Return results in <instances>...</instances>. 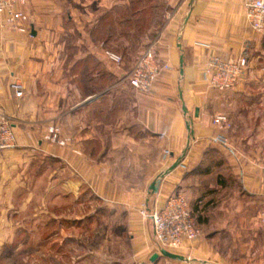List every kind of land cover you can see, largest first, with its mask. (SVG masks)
<instances>
[{
	"label": "crops",
	"instance_id": "1",
	"mask_svg": "<svg viewBox=\"0 0 264 264\" xmlns=\"http://www.w3.org/2000/svg\"><path fill=\"white\" fill-rule=\"evenodd\" d=\"M134 2L26 0L19 8L29 16V32L4 25L0 13V110L17 142L0 151V255L10 236L2 204L16 206L20 190L17 206L24 210L34 183L45 177V208L29 216L32 229L40 216L65 240L74 238L72 225L105 226L110 245L84 248L75 264H264V113L249 112L264 110V101L246 102L250 85L264 95V34L252 30L244 0H164L160 24L142 31H121L127 23L120 24L119 36L105 28L109 15L132 11ZM149 45L169 68L142 92L125 76ZM214 55L248 59L233 90L209 86L204 71ZM221 113L242 137L214 123ZM252 125L255 133L244 137L243 127ZM50 127L70 141H48ZM174 193L190 199L201 231L170 250L184 260L160 253L152 222L141 214L162 208ZM55 205L67 209L54 214ZM12 231L32 233L15 223Z\"/></svg>",
	"mask_w": 264,
	"mask_h": 264
},
{
	"label": "built area",
	"instance_id": "2",
	"mask_svg": "<svg viewBox=\"0 0 264 264\" xmlns=\"http://www.w3.org/2000/svg\"><path fill=\"white\" fill-rule=\"evenodd\" d=\"M24 4L26 0H0V13H5L4 25L20 32H29V16L19 8ZM244 6L252 30L264 34V0H244ZM105 54L117 64L123 62V57L119 53L106 51ZM248 64V59L244 56L224 60L219 55H214L210 57L204 75L210 87L219 91L233 90L239 84ZM167 68L169 65L161 64L153 46L149 45L138 55L125 79L136 90L149 92L160 72ZM214 123L225 129L233 127L229 116L222 113L215 116ZM45 138L60 145H66L70 141L68 137L60 138L59 130L55 127L49 128ZM219 140L230 147L228 138L222 137ZM16 145V135L11 120L0 110V151L12 150ZM259 168L264 175V163ZM141 214L143 218L152 222L154 239L159 249L160 247L167 250L180 249L186 240L194 241L201 233L194 218L190 199L182 193L169 196L162 208L143 209ZM262 224L264 226V211Z\"/></svg>",
	"mask_w": 264,
	"mask_h": 264
},
{
	"label": "rangeland",
	"instance_id": "3",
	"mask_svg": "<svg viewBox=\"0 0 264 264\" xmlns=\"http://www.w3.org/2000/svg\"><path fill=\"white\" fill-rule=\"evenodd\" d=\"M134 4L135 5L132 11L133 12L135 11V13H132V11H128V12L126 11L117 18L115 14H111L105 20V28L110 24L111 27L113 26L114 30H116V34L117 32H120V27H122L121 31H123L122 29H126L129 25L131 27L138 26L139 28L138 27L137 28L140 31H142L143 29L149 27L150 24L153 25L160 24L163 20V15H164L163 11L165 12L168 11V6L164 2V0H136ZM142 8L144 10L142 11L139 10ZM120 24H125V25L119 27ZM139 34L141 33H138L137 35ZM117 36L119 35L117 34ZM118 40L119 39H117V43H120V40L119 41ZM119 45L122 46V43ZM251 77L250 79H254V80L257 79L255 76L253 78ZM250 86L251 88L249 89H251L250 90L251 92L249 91V93H253V94H251L250 96H248V94L246 95V102L257 101L261 98L264 101V95L261 97L257 96L259 90H257V88L255 89L252 88V85ZM261 111L264 113V110H258V111L251 110L249 112L254 114V112L258 113ZM253 124H254V120H253ZM232 129H233L234 137L243 136V134L242 136L241 134H238L239 133L238 126L233 125ZM243 130L245 132L244 137L251 135L256 131L253 125L249 126L248 128L243 127ZM244 140L245 138H242V141H239V143L244 144L243 143ZM250 145L252 144H249V146ZM34 184L35 186H33V190H32L33 201H31L30 204H28V206H26L24 210L20 211L18 209L19 205L17 206V204L21 203L23 199L22 197L23 192L19 193L20 190H18V193L16 194L17 197L14 196L16 197V199H14L16 201L15 203L16 206L13 205L14 202H11V204L7 203L6 205L2 204L1 208H4L3 212H5V215L7 217L6 227L7 230L10 231L8 233L10 234V236L6 238V253L0 255V264H75L77 257L81 255L84 248L88 249V247H91L98 249L99 246L101 247L102 245L103 246L110 245L109 240L106 241L105 239L106 230L104 224L100 228L97 227L96 229H95V225L85 226V227L80 225V228H77L76 227L77 225H72L70 230H68L67 232L71 235H74L73 236L74 238H69L68 240H65L64 235L51 234V233H56L54 230L57 228V226L49 224L47 222V219L41 216L38 218L39 220L37 223L38 229L36 230L32 229L30 226L33 225V223L30 222L29 216L36 214L37 210L39 211L45 208L44 205L43 206L41 205V201L46 197L45 177H43L41 180L40 179L36 180V183ZM55 196H59V195L55 194ZM53 209H54V214H59L61 213V211H65L67 207H62L61 205H55ZM253 211H254L253 208L249 209L250 213ZM73 212L80 213V211H77L76 208L75 210H73ZM84 212L88 213L89 212L88 208H86V211ZM14 223L16 224V227L18 228L21 227L24 231L26 229L27 230L29 229V231H32V233L30 234L22 233L21 237L19 236L13 237L12 228ZM49 234L51 235L48 237ZM66 245H68V248L65 247ZM116 246L118 245L116 244ZM36 251L39 252L36 253Z\"/></svg>",
	"mask_w": 264,
	"mask_h": 264
},
{
	"label": "water",
	"instance_id": "4",
	"mask_svg": "<svg viewBox=\"0 0 264 264\" xmlns=\"http://www.w3.org/2000/svg\"><path fill=\"white\" fill-rule=\"evenodd\" d=\"M190 127V125H189ZM179 161L175 163V165L171 168L174 169L176 166L179 165ZM158 183L159 181H155L152 185H151V189H153L155 192L158 191ZM160 253L166 257L172 258V259H178V260H184L185 257L183 255H180L178 253L172 252L170 250H167L165 248L160 247ZM159 257V253H154L152 256V260L155 261L157 258Z\"/></svg>",
	"mask_w": 264,
	"mask_h": 264
}]
</instances>
